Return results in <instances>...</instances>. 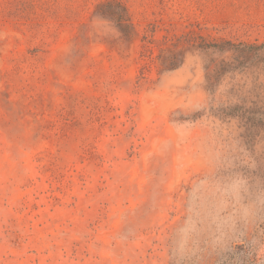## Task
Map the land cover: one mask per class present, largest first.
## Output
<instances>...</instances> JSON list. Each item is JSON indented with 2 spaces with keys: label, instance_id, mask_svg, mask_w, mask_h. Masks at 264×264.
Masks as SVG:
<instances>
[{
  "label": "rangeland",
  "instance_id": "1",
  "mask_svg": "<svg viewBox=\"0 0 264 264\" xmlns=\"http://www.w3.org/2000/svg\"><path fill=\"white\" fill-rule=\"evenodd\" d=\"M262 43L264 0H0V264H264Z\"/></svg>",
  "mask_w": 264,
  "mask_h": 264
},
{
  "label": "trees",
  "instance_id": "2",
  "mask_svg": "<svg viewBox=\"0 0 264 264\" xmlns=\"http://www.w3.org/2000/svg\"><path fill=\"white\" fill-rule=\"evenodd\" d=\"M223 45H228L230 46L231 44H223ZM215 48L217 49L219 52L223 51L224 48L223 46H211V45H205V48ZM231 47H233L234 49H236V51L239 53V55H241L242 59L238 62V64L240 65V67H244V64H249L250 62H261L264 64V58L262 56V52L264 51V43H262L261 45H246V44H238L236 46L231 45ZM229 49V48H227ZM226 67L228 68V64L227 63H222L220 65V68L218 69L219 73H222L223 71L226 70ZM217 72V73H218Z\"/></svg>",
  "mask_w": 264,
  "mask_h": 264
}]
</instances>
